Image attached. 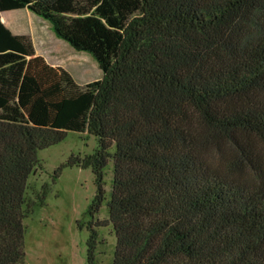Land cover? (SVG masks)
Masks as SVG:
<instances>
[{
	"label": "trees",
	"instance_id": "1",
	"mask_svg": "<svg viewBox=\"0 0 264 264\" xmlns=\"http://www.w3.org/2000/svg\"><path fill=\"white\" fill-rule=\"evenodd\" d=\"M23 8L101 78L13 34L1 13ZM68 132L97 141L69 164L95 177L112 264H264V0H0V264L24 263L27 180Z\"/></svg>",
	"mask_w": 264,
	"mask_h": 264
},
{
	"label": "rangeland",
	"instance_id": "2",
	"mask_svg": "<svg viewBox=\"0 0 264 264\" xmlns=\"http://www.w3.org/2000/svg\"><path fill=\"white\" fill-rule=\"evenodd\" d=\"M3 13L13 23L15 29L6 26L12 33L29 36L36 54L48 62L65 65L63 68L77 83L84 85L101 78L102 72L94 58L57 38L47 21L26 8ZM96 148L93 135L68 132L62 141L38 152L39 163L25 190L23 264H87L91 230L99 236L94 264H112L116 244L112 226L96 225L108 217L106 204H102L98 213L91 212L95 177L90 168L69 164L72 157L83 158ZM111 176L109 164L104 179L107 198ZM44 186L46 195L42 199Z\"/></svg>",
	"mask_w": 264,
	"mask_h": 264
},
{
	"label": "crops",
	"instance_id": "3",
	"mask_svg": "<svg viewBox=\"0 0 264 264\" xmlns=\"http://www.w3.org/2000/svg\"><path fill=\"white\" fill-rule=\"evenodd\" d=\"M3 13V12H2ZM2 13H1V15H2ZM11 21L9 20V28H11V29H15V28H13V23L11 22ZM11 24H12V26H11ZM16 34H17V32H15ZM14 34V33H13ZM39 55V54H38ZM42 56V55H41ZM44 57V56H43ZM45 58V57H44ZM46 59V58H45ZM47 61V60H46ZM48 62V61H47ZM49 64H51V65H53V66H58V67H61V68H63V66H65V65H63L62 63H60V62H48ZM64 69V68H63Z\"/></svg>",
	"mask_w": 264,
	"mask_h": 264
},
{
	"label": "bare ground",
	"instance_id": "4",
	"mask_svg": "<svg viewBox=\"0 0 264 264\" xmlns=\"http://www.w3.org/2000/svg\"><path fill=\"white\" fill-rule=\"evenodd\" d=\"M7 15V14H6ZM1 21L3 22V24L5 25V26H8L9 25V19H7L6 17H5V13H2V15H1ZM14 22V21H13ZM11 23V22H10ZM11 26H12V24H11Z\"/></svg>",
	"mask_w": 264,
	"mask_h": 264
}]
</instances>
